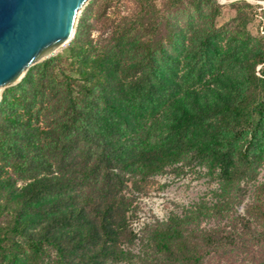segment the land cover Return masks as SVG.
Here are the masks:
<instances>
[{"label":"trees","instance_id":"16d2710c","mask_svg":"<svg viewBox=\"0 0 264 264\" xmlns=\"http://www.w3.org/2000/svg\"><path fill=\"white\" fill-rule=\"evenodd\" d=\"M113 1H92L66 55L2 93L0 264H204L212 244L183 221L135 230L128 182L189 156L231 182L264 163V35L216 27L217 0H168L166 13L136 0L95 40L90 17ZM205 5L207 27L188 38L172 13Z\"/></svg>","mask_w":264,"mask_h":264},{"label":"rangeland","instance_id":"374dc122","mask_svg":"<svg viewBox=\"0 0 264 264\" xmlns=\"http://www.w3.org/2000/svg\"><path fill=\"white\" fill-rule=\"evenodd\" d=\"M92 1L79 16L76 31L84 10ZM242 1L217 0L222 11L216 18V27L231 31L239 26L241 31L254 38L264 35V0H244L248 5L241 4L243 18H240L238 4ZM167 2L157 0L165 13L168 12L164 7ZM136 10V0H114L105 16L107 19L95 11L90 17L94 27L91 37L96 40L102 33L108 35L116 25L131 18ZM207 14L205 5L201 14H189L182 9L173 12L172 16L188 38L196 35L197 40L201 34L196 30L207 27ZM107 25L111 27L105 29ZM71 41L49 58L66 55ZM171 51L179 54L175 47H171ZM184 72L185 68L181 74ZM15 85L6 86L3 91ZM127 193L131 197L132 222L137 232L144 229L148 232L150 226L153 229L161 221L178 219L185 223L184 232L189 240H196L200 245L212 244L211 254L204 264H264V163L256 178L231 182L224 179L215 161L189 156L162 171L132 177ZM142 248L141 243H137L133 252L140 254ZM135 263L149 264L141 263L139 258Z\"/></svg>","mask_w":264,"mask_h":264},{"label":"water","instance_id":"95a60500","mask_svg":"<svg viewBox=\"0 0 264 264\" xmlns=\"http://www.w3.org/2000/svg\"><path fill=\"white\" fill-rule=\"evenodd\" d=\"M90 0H0V101L6 86L68 44Z\"/></svg>","mask_w":264,"mask_h":264}]
</instances>
